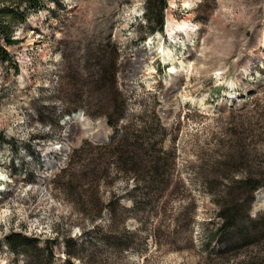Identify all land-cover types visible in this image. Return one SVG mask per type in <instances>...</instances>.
I'll return each mask as SVG.
<instances>
[{
    "label": "rangeland",
    "instance_id": "obj_1",
    "mask_svg": "<svg viewBox=\"0 0 264 264\" xmlns=\"http://www.w3.org/2000/svg\"><path fill=\"white\" fill-rule=\"evenodd\" d=\"M165 2L0 0V264H264V0Z\"/></svg>",
    "mask_w": 264,
    "mask_h": 264
},
{
    "label": "built area",
    "instance_id": "obj_2",
    "mask_svg": "<svg viewBox=\"0 0 264 264\" xmlns=\"http://www.w3.org/2000/svg\"><path fill=\"white\" fill-rule=\"evenodd\" d=\"M95 123L99 124V121H96ZM59 124L61 126V135L65 136L68 134L71 126H75L81 131L85 130L86 132L94 122L88 119L83 110L78 109L70 113L62 114L59 118ZM52 150L53 152H51ZM52 150L43 155V160H46V165L51 164V167L49 168L50 173H54L65 167L68 160V149L64 142H61V145L57 144Z\"/></svg>",
    "mask_w": 264,
    "mask_h": 264
},
{
    "label": "trees",
    "instance_id": "obj_3",
    "mask_svg": "<svg viewBox=\"0 0 264 264\" xmlns=\"http://www.w3.org/2000/svg\"><path fill=\"white\" fill-rule=\"evenodd\" d=\"M21 1H26V2H29L31 4H34L36 3V0H21ZM166 6V2L165 0H160V4H159V9L162 10L164 7ZM159 10V11H160ZM14 15V10L13 8H11L10 6H4L2 8H0V37H2L6 42L10 43L11 42V39H10V36H11V30L8 29L7 26H5L6 24H4V20L6 18H10V17H13ZM21 17H24V15H21ZM150 23H154L153 26H151V28H156L157 30H161L162 29V26H163V18L161 17L160 19H157V20H153L150 18ZM2 50V49H1ZM3 51V50H2ZM4 52V51H3ZM74 110V109H73ZM69 111H72V110H69ZM79 151V150H78ZM76 151V152H78ZM121 151H124V150H121ZM122 154H126V152H121ZM134 156H136L137 152H133L132 153ZM134 156H129L127 158V161H131L133 160V157ZM137 157V156H136ZM157 162V161H155ZM150 163H153V162H150ZM65 169H62L61 170V175L60 177H63V176H66L65 174ZM55 177V176H54ZM243 182L246 183L247 180H249V177L248 176H243V179H241ZM67 181H71V180H67ZM247 182H250V181H247ZM259 186L257 184L253 185L252 189L255 190L257 189ZM133 190H136V186L133 188ZM124 230L127 234H132L133 232L129 229H127L126 227H124ZM12 236L13 235H9L7 237V240L11 243L12 247L14 249H16L17 247H19V244L13 242L12 240Z\"/></svg>",
    "mask_w": 264,
    "mask_h": 264
},
{
    "label": "bare ground",
    "instance_id": "obj_4",
    "mask_svg": "<svg viewBox=\"0 0 264 264\" xmlns=\"http://www.w3.org/2000/svg\"><path fill=\"white\" fill-rule=\"evenodd\" d=\"M185 5L186 6H188L189 4H187V2H185ZM187 24H186V22H183V23H181V24H175V23H172V22H170L168 25H167V30H168V34H169V36L171 37V38H173L174 39V34H175V32L176 31H183V30H187ZM159 49V53H161V55L163 54V59H164V61H165V63L166 62H169L171 59H173L174 57H172L173 55H172V53H170L169 51H165V49H164V46L161 44L157 49L156 48H153V47H149L145 52H144V59L146 60L147 58H150V59H152L154 56H153V54H154V52H156L157 50ZM158 53V52H157ZM170 81H171V83H170V88H169V90L170 91H172V92H174L175 90H177V87H179L178 85H179V83L181 82V84H185L186 82L183 80V81H177L176 79H173V80H171L170 79ZM181 86V85H180ZM184 86V85H183ZM231 95V94H230ZM230 95H228V97H231ZM234 97V96H233ZM54 148V146H52V147H48V149H45L44 150V153H47L48 151H50L51 149H53ZM0 180L1 181H3V182H10V180H8V179H6V176L4 175H0Z\"/></svg>",
    "mask_w": 264,
    "mask_h": 264
}]
</instances>
